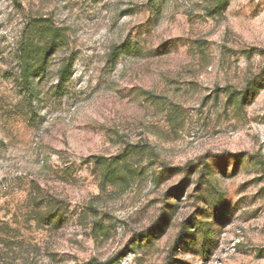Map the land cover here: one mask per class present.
<instances>
[{
    "label": "rangeland",
    "instance_id": "obj_1",
    "mask_svg": "<svg viewBox=\"0 0 264 264\" xmlns=\"http://www.w3.org/2000/svg\"><path fill=\"white\" fill-rule=\"evenodd\" d=\"M17 2L0 0V264H264V0ZM33 18L66 45L27 102Z\"/></svg>",
    "mask_w": 264,
    "mask_h": 264
},
{
    "label": "trees",
    "instance_id": "obj_2",
    "mask_svg": "<svg viewBox=\"0 0 264 264\" xmlns=\"http://www.w3.org/2000/svg\"><path fill=\"white\" fill-rule=\"evenodd\" d=\"M12 1L15 5H19L17 0ZM154 1L155 0H149L150 3ZM223 4L221 5L223 6ZM24 27L25 28L22 33L21 40L17 46L18 51L16 57L17 65L19 66L17 83L23 91L26 101L32 102L36 92L35 85H37L45 77L47 70L46 64L49 57L54 52L61 51L63 47H65L66 39L63 34L59 32V30L51 26L46 20L42 21L41 19L33 18L27 21ZM130 49H132L131 46L122 45L118 50L125 52L126 50ZM73 62V58H68L61 61V66L57 73V81L60 84L67 83V81L71 78L74 66ZM262 79L264 80V73L262 74ZM260 89L261 88L258 86V81L250 82L245 88V91L240 95L241 100L245 102L246 100L249 101L253 99V97L259 93ZM236 162L238 164L240 161L237 160ZM203 164L205 165L206 163H201V161L198 163L189 162L184 167L175 168V170L182 173V182L179 186L169 191L166 197L169 198L181 196L188 188L189 178ZM167 208H169L168 204H166L164 211H166ZM164 218L165 215L160 218V221H164ZM154 228H156V226ZM186 231L187 226L184 223L182 225L181 232L176 239L177 241L175 242L173 250L178 249L180 245V238L186 234ZM121 257L122 256L112 258L105 264H118Z\"/></svg>",
    "mask_w": 264,
    "mask_h": 264
}]
</instances>
